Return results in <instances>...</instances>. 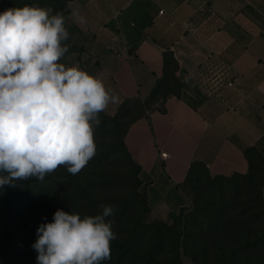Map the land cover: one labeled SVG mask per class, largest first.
<instances>
[{
    "label": "crops",
    "instance_id": "1",
    "mask_svg": "<svg viewBox=\"0 0 264 264\" xmlns=\"http://www.w3.org/2000/svg\"><path fill=\"white\" fill-rule=\"evenodd\" d=\"M66 6L78 65L119 96L100 113L148 102L123 143L139 166L150 218L165 221L187 204L182 187L191 164L230 177L249 171L253 153L264 160V0Z\"/></svg>",
    "mask_w": 264,
    "mask_h": 264
},
{
    "label": "clouds",
    "instance_id": "2",
    "mask_svg": "<svg viewBox=\"0 0 264 264\" xmlns=\"http://www.w3.org/2000/svg\"><path fill=\"white\" fill-rule=\"evenodd\" d=\"M83 22V17H78ZM65 16L51 6L0 11V186L65 165L76 174L95 154L93 127L119 96L77 63L66 65ZM93 215L57 208L36 228V264H101L115 239L110 204ZM183 264H192L181 257Z\"/></svg>",
    "mask_w": 264,
    "mask_h": 264
},
{
    "label": "rangeland",
    "instance_id": "3",
    "mask_svg": "<svg viewBox=\"0 0 264 264\" xmlns=\"http://www.w3.org/2000/svg\"><path fill=\"white\" fill-rule=\"evenodd\" d=\"M43 1L48 2V6L52 7L53 14L56 11L64 12L65 0ZM16 4L24 5L22 0H0V11ZM64 43L69 47L68 52L61 58V62L66 65L79 64L81 52L73 46L69 39ZM136 105L139 108V104L136 103ZM146 107L147 104L135 111L141 113ZM132 109V104L128 105L114 120L111 117L105 119L99 113L100 123L93 127L95 154L76 174L68 172L65 165H60L53 172L46 174L43 180L29 177L17 179L13 185L0 186V188L6 187L12 191L17 205V213L12 226L0 229V264H36L37 253L31 247L37 238L36 228L45 220L51 221L57 208L80 213L83 216L100 212L101 206L105 204L114 206L113 213L107 219L113 221L115 239L128 238L133 234V228L139 227L134 245L140 251L141 257L156 240L155 231L162 227L161 222H164L166 228H174L175 231L178 226L186 222L189 230L196 232L197 227L201 225L197 222L203 220V217L210 216L205 211L213 212L214 206L210 204L216 203L220 197V192L217 190L219 183H222L228 199L233 197V191L241 186H244V195L247 193L244 191H247L248 180L242 176L222 182L212 181V188L209 187V189H198L195 182L188 180L184 187L187 204L179 212H175L176 214H171L165 221L150 218L149 214L142 211L143 206L138 201L136 190L139 189L140 192L142 190L136 184L130 164L121 161L123 156L121 138L124 126L136 113L131 111ZM127 111H131L130 114L122 118L121 116ZM253 171L258 176L256 180L264 177L263 166H254ZM207 180V177L203 176L204 184H208ZM250 188L256 190L258 184L254 183ZM246 198L247 195L243 201ZM192 216L197 218L196 223L190 218ZM215 218L216 215L212 217V220ZM198 235L197 232L193 235V244L202 240ZM182 256L180 254V259ZM183 257L190 259L192 264H199L198 261L193 260L191 255ZM170 264H174V261ZM181 264H183L182 259Z\"/></svg>",
    "mask_w": 264,
    "mask_h": 264
},
{
    "label": "trees",
    "instance_id": "4",
    "mask_svg": "<svg viewBox=\"0 0 264 264\" xmlns=\"http://www.w3.org/2000/svg\"><path fill=\"white\" fill-rule=\"evenodd\" d=\"M22 1L24 4H35L44 7L48 6V2H44L43 0H29L28 2L27 0ZM15 6L23 5L16 4ZM63 9L65 25L69 32L68 39L73 44V31L67 23L66 0L64 1ZM73 46L75 45L73 44ZM157 95H159L158 90L155 91L153 99L157 97ZM136 103L139 104V108H143V105L148 104V102L142 103L138 100H129L121 106L115 115H102L105 119L111 117V119L114 120L115 117L121 115L120 113L123 109L130 104H132L133 108L131 111L138 110L139 108H137ZM131 111H127L121 117H127ZM143 112L144 111L141 113L136 112L133 117L127 121V124L124 126V133L120 144L123 152L121 161H125L130 164V170H132L131 173L134 176L138 188H140V182L138 179L139 166L132 160L126 150L123 143V137L129 125L141 116ZM253 154L252 159L249 161V171L246 174H233L230 177H212L208 174L205 166L201 163L195 162L191 164L182 187L184 193L185 183L188 180L195 182L198 189L212 188V181L217 180L222 182L223 180L233 179L240 176L247 178L248 180L247 191H244L247 193L244 195V186H241L233 191L234 196L230 197V199L225 196L226 191H224L222 183L218 184L219 187L217 190L220 192V197L216 203L212 202L210 204L211 206H214V209L212 210L213 212L205 211V213L210 216L203 217L204 221L201 220L199 223L197 222V224L201 225L197 227L196 232L199 234L198 237H201L202 240L195 244L192 243L193 235L196 232L189 230L186 222H183L180 226H178L177 231H175L174 228H166L164 222H161L162 227L157 228L155 231L154 236L156 240L153 242L150 249L140 257V251L134 245V240L137 237L139 227H134L132 230L133 234L128 238L113 239L111 241L110 259L104 260L101 263L122 264L128 262L129 264H170L171 261H174V264H181V254L183 256L191 255L193 260L198 261L199 264H218L220 262L222 264H264V203L262 197L264 177L260 180H256L255 178L257 174L255 171L252 172V167L254 166L264 167V160L256 153ZM203 176L207 177L208 184H204ZM254 183L258 184V188L256 190L250 188ZM136 193L139 197V203L143 206L142 211L145 214H149L145 193L143 191L140 192L139 189L136 190ZM246 195L247 198L243 201ZM180 210L181 208L178 212ZM16 213L17 205L14 194L10 189L1 187L0 229L11 227ZM171 214H169V216ZM214 215H216V218L212 220ZM190 218L194 223H196L197 218L195 216ZM167 234H170L168 235L169 237ZM162 250H165L167 254Z\"/></svg>",
    "mask_w": 264,
    "mask_h": 264
},
{
    "label": "built area",
    "instance_id": "5",
    "mask_svg": "<svg viewBox=\"0 0 264 264\" xmlns=\"http://www.w3.org/2000/svg\"><path fill=\"white\" fill-rule=\"evenodd\" d=\"M161 157H164L165 156V154H163V153H161V155H160Z\"/></svg>",
    "mask_w": 264,
    "mask_h": 264
}]
</instances>
